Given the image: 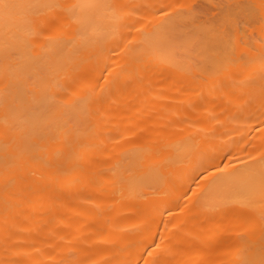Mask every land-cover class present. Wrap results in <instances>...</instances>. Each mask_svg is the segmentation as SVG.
<instances>
[{
  "label": "bare ground",
  "instance_id": "bare-ground-1",
  "mask_svg": "<svg viewBox=\"0 0 264 264\" xmlns=\"http://www.w3.org/2000/svg\"><path fill=\"white\" fill-rule=\"evenodd\" d=\"M195 1L0 0V264H264V0Z\"/></svg>",
  "mask_w": 264,
  "mask_h": 264
},
{
  "label": "rangeland",
  "instance_id": "rangeland-1",
  "mask_svg": "<svg viewBox=\"0 0 264 264\" xmlns=\"http://www.w3.org/2000/svg\"><path fill=\"white\" fill-rule=\"evenodd\" d=\"M195 7L199 10H204L207 9L206 8V3L204 4V2L202 0H196L195 1ZM218 9L215 8H211V13L212 15H216L218 13ZM260 23V16H257V18H255V22H247V20L242 21L241 26L245 27V33H247V35L249 37H257V33L253 32L252 30L254 29V26L256 27V25H258Z\"/></svg>",
  "mask_w": 264,
  "mask_h": 264
}]
</instances>
